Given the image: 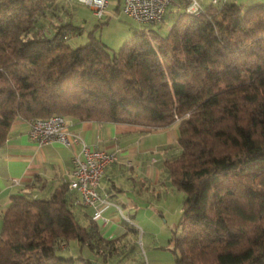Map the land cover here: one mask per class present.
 <instances>
[{"label":"trees","instance_id":"16d2710c","mask_svg":"<svg viewBox=\"0 0 264 264\" xmlns=\"http://www.w3.org/2000/svg\"><path fill=\"white\" fill-rule=\"evenodd\" d=\"M62 1L0 0V146L17 117L176 122L180 151L163 161L184 194L175 263L264 264V2L211 1L192 16L173 0L165 35L140 30L109 51L91 32L72 47L69 22L45 34ZM97 226L77 218L66 184L44 198L14 194L0 264H76L84 258L57 248L92 244Z\"/></svg>","mask_w":264,"mask_h":264},{"label":"crops","instance_id":"0c3cea01","mask_svg":"<svg viewBox=\"0 0 264 264\" xmlns=\"http://www.w3.org/2000/svg\"><path fill=\"white\" fill-rule=\"evenodd\" d=\"M199 1L204 7L211 3V0ZM29 128L28 120L15 118L0 146V227L12 195L48 197L72 178L71 157L81 143L73 146L58 141L39 144L30 138ZM69 129L91 148L118 152L117 161L105 167L97 188L99 195L109 202L98 204L105 222L95 219L92 208L80 201L79 192L67 187L70 207L80 222L87 224L94 220L97 223L99 232L95 237L100 244L123 237L129 229L137 231L140 210L151 207L152 195L158 187L165 200L179 193L163 166L164 160L180 151L176 122L152 128L137 123L70 119ZM97 254L100 264H176L172 252H143L145 258L142 252ZM82 258L84 264H97L96 259Z\"/></svg>","mask_w":264,"mask_h":264},{"label":"rangeland","instance_id":"374dc122","mask_svg":"<svg viewBox=\"0 0 264 264\" xmlns=\"http://www.w3.org/2000/svg\"><path fill=\"white\" fill-rule=\"evenodd\" d=\"M235 1L248 4L256 0ZM62 4L63 8L56 9L54 18H47L48 23L52 21V24L47 23L43 29L46 35H50L58 24L69 22L71 25L68 26L70 29L67 31V42L72 47L87 43L91 32L92 36L98 37L109 47V51H118L126 41L134 37L137 31H157L165 35L174 19V14L168 12L156 23H139L122 11L120 0H110L105 14L100 19L81 3H69L63 0ZM158 190L159 187L152 195L151 207L146 208L145 211L140 210L141 222L137 231L129 229L123 237L103 241L101 244L94 239L92 244L79 243L75 239H70L57 248V253L66 257L71 255L89 257L92 260L96 259L95 263L100 264V256H97V252H107V254L109 252H142V258H145L143 252H172L170 238L174 231L178 234L183 229L180 221L184 194L181 190H177L179 195H175V192L165 200ZM94 256L97 258H93ZM76 264L84 263L83 260L77 259Z\"/></svg>","mask_w":264,"mask_h":264},{"label":"built area","instance_id":"2783aa9c","mask_svg":"<svg viewBox=\"0 0 264 264\" xmlns=\"http://www.w3.org/2000/svg\"><path fill=\"white\" fill-rule=\"evenodd\" d=\"M69 3L77 2L87 6L94 16L102 18L106 12L110 0H65ZM173 0H121V9L129 17L139 23H156L165 14L166 9ZM214 4H221L225 0H211ZM203 11L199 0H186L185 12L192 16H198ZM180 117L175 115V121ZM29 136L39 144L50 141H58L66 146L81 143L78 151L74 152L72 161V178L67 187L77 190L83 205L92 208L95 219L106 218L100 213L99 203L108 204L98 193V185L105 167L117 161L118 152L95 149L87 146L79 136L69 129L70 118L54 114L46 118H34L29 121Z\"/></svg>","mask_w":264,"mask_h":264}]
</instances>
